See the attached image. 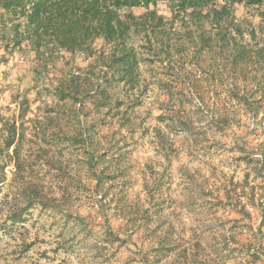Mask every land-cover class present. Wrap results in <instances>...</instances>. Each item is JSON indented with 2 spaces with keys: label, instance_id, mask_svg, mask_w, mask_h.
<instances>
[{
  "label": "rangeland",
  "instance_id": "rangeland-1",
  "mask_svg": "<svg viewBox=\"0 0 264 264\" xmlns=\"http://www.w3.org/2000/svg\"><path fill=\"white\" fill-rule=\"evenodd\" d=\"M157 9L170 16L164 1ZM142 10L132 8L135 14ZM245 10L238 6L236 15L242 17ZM12 23L0 11V121L15 117L25 92L33 116H47V106L55 104L54 86L68 80L74 70L84 72L88 62H93L92 71L80 83H103L98 77L105 67L97 54L85 58L61 50L55 59H40L27 40L11 45ZM173 30L182 32L183 27L176 22ZM260 38L245 35L243 41L255 47L262 44ZM130 42L139 50V58H144L138 64L134 88L113 81L107 88L109 105L101 107L99 114L91 103L94 92L82 98V114L87 112L89 122L96 119L93 137L100 155L94 170L109 172L102 178L103 197L93 189V175L79 146L70 141L52 154L51 148L64 138L48 125L46 152H40L38 138L32 140L31 178L50 187L60 184L61 207L72 216L32 208L22 222L11 223L6 216L10 203L17 200V181L7 167V179L0 183V264H145L141 255L152 241L145 237L144 222L173 242L171 250L147 264H264V222L259 209L264 198V130L260 110L257 118L250 114V104L263 103L264 98L250 88L246 101L243 92L230 93L232 72L224 59L216 62L207 56L204 67L182 55L159 61L147 46L139 47L140 37ZM101 43L95 41L98 51ZM245 68L261 73L256 59ZM235 81L241 90L242 81ZM224 116L229 125L223 131L208 124L212 117ZM60 117L64 130L71 132L70 112ZM177 121L189 130L184 131ZM247 153L259 163L245 165ZM154 182L159 189L150 195L144 183ZM225 193L230 203L220 201ZM241 205L250 216L240 211ZM145 208L148 214L157 211L155 217L151 213L148 219ZM76 212L82 216L80 224L72 223ZM133 222L142 227L132 229ZM203 255L217 262H200Z\"/></svg>",
  "mask_w": 264,
  "mask_h": 264
},
{
  "label": "trees",
  "instance_id": "trees-1",
  "mask_svg": "<svg viewBox=\"0 0 264 264\" xmlns=\"http://www.w3.org/2000/svg\"><path fill=\"white\" fill-rule=\"evenodd\" d=\"M161 1L168 7L169 17L159 13L157 4ZM238 6L247 9L242 17L236 15ZM133 7L143 10L135 14ZM0 11L13 22L15 36L11 39L12 46H19L23 40H27L40 59H55L61 50L85 58L97 54L98 62L105 67L98 77L103 81L102 84L97 82L94 85L89 81L80 83L81 77L86 76L89 70L92 71L93 62H88L84 72L74 70L68 80L57 83L52 92L55 104L47 106L48 114L44 118L33 116L32 102L25 92L17 104L15 117L0 121V183L7 179V167L12 180L17 181L14 185L17 200L10 203L6 216L11 223L22 222L32 208L39 212L62 211L63 215L72 216L69 210L61 207L64 192L60 184L50 187L31 178L32 140L38 138L41 142L40 152H46L44 147L48 125H53L64 138L51 148L52 154L55 155L59 145H69L70 141L79 146L88 171L93 175V189L100 198L103 197L100 193H105L106 188L103 187L102 178L109 172H105L104 168L98 173L94 170L100 155L98 142L93 137L96 119L89 122L87 112L82 114L85 108L82 98L94 92L90 96L91 103L95 113L99 114L101 107L109 105L107 88L112 86L113 81L122 82L129 89L134 88L138 83V64L144 58H139V50L130 42L133 37H140L142 44L139 47L147 46L159 61L182 55L193 58V63L198 67H204L207 56L216 62L224 59L232 72L230 93L238 96L239 92H243L241 97L246 101L250 88L259 94L260 99L264 98V0H0ZM176 22L183 27L182 32L173 30ZM245 35L250 38L259 35L262 44L250 46L243 41ZM96 40L102 42L99 51L94 46ZM254 59L261 73L255 72L256 69L246 71L247 63ZM76 69L83 71L79 67ZM236 79L243 83L241 90ZM248 81L250 85H247ZM250 109L254 118H257L260 110V124L264 130V102L255 106L250 104ZM67 111L73 117L71 132H66L59 120L60 115ZM180 123L176 122L184 131L189 130L185 124ZM210 123L223 131L229 125V120L226 116L221 119L212 117ZM41 155L38 157L41 158ZM243 160L249 167L260 161L250 153ZM248 174V171L244 174L245 182ZM144 189L151 195L159 188L154 182L144 183ZM220 201L229 202V193H225ZM259 205L263 223L264 198ZM94 206L101 210L96 202ZM143 211L148 219L152 217L151 213H154L153 216L157 214V211L151 210L148 214L146 208ZM240 211L250 216L244 205H241ZM73 217L72 223L80 224L82 216L76 212ZM143 225L145 237L152 243L142 252V262H156L161 255L171 250L173 242L167 235H157L156 229L150 228L146 222ZM140 226L137 222L132 223V229ZM202 257L200 262H217L208 256Z\"/></svg>",
  "mask_w": 264,
  "mask_h": 264
}]
</instances>
